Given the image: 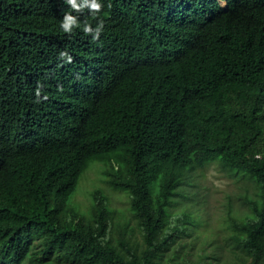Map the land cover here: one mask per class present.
<instances>
[{
	"label": "trees",
	"instance_id": "16d2710c",
	"mask_svg": "<svg viewBox=\"0 0 264 264\" xmlns=\"http://www.w3.org/2000/svg\"><path fill=\"white\" fill-rule=\"evenodd\" d=\"M225 1L99 0L93 17L0 0V264H264V0ZM212 162L245 210L229 203L222 240L183 239L203 217L185 187ZM93 163L127 211L98 187L75 200Z\"/></svg>",
	"mask_w": 264,
	"mask_h": 264
},
{
	"label": "rangeland",
	"instance_id": "374dc122",
	"mask_svg": "<svg viewBox=\"0 0 264 264\" xmlns=\"http://www.w3.org/2000/svg\"><path fill=\"white\" fill-rule=\"evenodd\" d=\"M99 166L100 165L97 163L91 164L82 175L79 182L80 186H78L79 190L75 194V200L80 203L83 209L86 208L90 199V191L98 187L104 190L108 195L111 206L119 211H127L129 206L127 195L123 191L110 188L107 183H105ZM190 180L194 182L196 186L191 187L190 185L185 187V192H196L199 194L200 201H203L204 205L200 203L202 209L199 210V212L203 214L200 220L202 226L200 229L192 233L190 232L194 234L193 236L190 234V236H183L182 238L192 240L195 238V235L198 234V240H222L227 232L225 229L228 220L226 209L229 203L234 211L245 210L240 200V196L245 193V182L239 175L229 174L217 162H212L204 169L195 171ZM196 205L197 206L192 205L191 203L187 204L191 209H199L200 205L197 203ZM205 211L208 214V218H205ZM203 222L209 224V228H205Z\"/></svg>",
	"mask_w": 264,
	"mask_h": 264
},
{
	"label": "clouds",
	"instance_id": "9594fccd",
	"mask_svg": "<svg viewBox=\"0 0 264 264\" xmlns=\"http://www.w3.org/2000/svg\"><path fill=\"white\" fill-rule=\"evenodd\" d=\"M218 2L223 8L227 6L225 0H218ZM64 3L67 4L73 12L83 13L85 10H87L93 17H95V15L99 13L103 7L99 0H64ZM80 27L81 24L78 16L71 14V12H66L63 15V18L60 22V28L65 34L71 35L74 29ZM103 30V20H99L95 27H92L87 22H85L82 27L84 34L90 35L94 41L99 39ZM59 57L62 60H65V62H71L72 60V57L66 51H61L59 53ZM40 94V86L38 85L35 95L39 98ZM44 99H47V97L45 96ZM36 102H39V99Z\"/></svg>",
	"mask_w": 264,
	"mask_h": 264
}]
</instances>
